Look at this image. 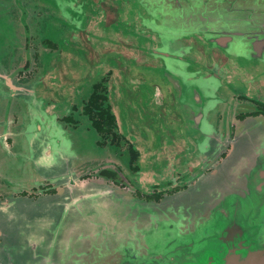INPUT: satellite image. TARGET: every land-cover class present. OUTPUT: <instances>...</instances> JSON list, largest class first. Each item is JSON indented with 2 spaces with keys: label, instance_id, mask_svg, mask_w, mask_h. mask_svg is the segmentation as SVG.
<instances>
[{
  "label": "water",
  "instance_id": "obj_1",
  "mask_svg": "<svg viewBox=\"0 0 264 264\" xmlns=\"http://www.w3.org/2000/svg\"><path fill=\"white\" fill-rule=\"evenodd\" d=\"M152 2L177 27L202 29L229 53L264 56V0ZM0 78L31 105L30 159L58 187L0 201V264H264V137L236 139L216 170L185 190L160 201L127 199L76 175L69 136L35 83L20 85L1 66ZM193 105L206 121L203 103Z\"/></svg>",
  "mask_w": 264,
  "mask_h": 264
},
{
  "label": "flooded vegetation",
  "instance_id": "obj_2",
  "mask_svg": "<svg viewBox=\"0 0 264 264\" xmlns=\"http://www.w3.org/2000/svg\"><path fill=\"white\" fill-rule=\"evenodd\" d=\"M92 1L0 0V34L3 36L0 38V57L8 53L4 49L6 44L15 52V64L0 58L4 73L23 86L41 81L40 54L51 50L58 54L62 52L59 44L49 38L42 39L39 33L41 24L51 15L66 27L63 34L65 39H69L65 41L66 44L75 43V33L89 38L87 32L95 29V23L101 16L109 20L113 13L120 18V8L116 12L113 4L109 5L110 8L102 5L99 7L97 2ZM122 1L120 3L125 7V0ZM143 13L141 8L137 17L142 20V28L127 22L123 24L127 29L125 36L110 38L127 46L132 51V55H129L131 61L137 65L147 63L143 60L150 49L157 56L163 55L164 59L175 54L174 42L169 40L165 47L159 45V38L146 27L145 19L141 18L140 14ZM126 17L124 14L122 20H127ZM161 18L163 23L160 24L163 26L177 27L166 16ZM190 33L191 36L188 34L181 37L187 50L181 51L180 57L185 64L200 71V84L210 99H204V91L198 88L192 89L189 96L183 93V89L177 91L179 99L185 96L180 108L184 113L180 118L185 131L191 133L180 143L183 151L179 150L178 141H174V130L169 135V143V138L164 136L160 149L154 147L151 151L147 148L145 152L139 147V142L134 143L130 136L122 132L109 99L112 70H106L99 79L91 83L86 82L88 91L82 98L78 95L73 96L72 100L70 97L65 98L59 106L53 99L46 100L44 96L38 95L34 86L35 94L43 100V105L56 108L55 118L71 139L70 147L75 154L73 170L81 179L107 185L127 199L160 201L195 184L201 175L214 172L232 152L239 137H264V56L254 55L251 50L239 54L234 47V53H229L221 47L220 41L209 40L207 32L202 29ZM131 34L139 35V38ZM142 36L143 41L155 37L156 45L143 50ZM165 38L170 39L167 36ZM199 43L204 46L202 49H199ZM139 51H144V54H139ZM136 52L137 55H133ZM193 54L197 58L192 57ZM176 61L180 62L179 59ZM170 68L174 76L180 78L185 74L180 69L173 72L174 64ZM112 82L114 80L111 79ZM159 90L157 86L153 88L151 99L161 106L165 104L164 94ZM169 91L173 93L174 87ZM12 94L10 86L0 78V200L53 194L57 191V185L43 177L30 159V148L24 131L32 115L26 102ZM173 95L177 97L176 91ZM195 99L206 107L202 109L206 121L202 116L203 112L194 109ZM202 120L210 127L208 133L205 132L203 122H200ZM197 125L201 126V130H196ZM88 141L92 145V152L87 149L85 151L93 157L79 152V148ZM169 146H172L171 149ZM146 155L148 158L151 155L152 160L147 162V166L143 162L144 168L140 169L137 162ZM180 156L184 158L181 159ZM157 159H160L163 166L148 179L150 174L147 175L146 172L154 168ZM86 166L88 171L83 173L82 169Z\"/></svg>",
  "mask_w": 264,
  "mask_h": 264
},
{
  "label": "rangeland",
  "instance_id": "obj_3",
  "mask_svg": "<svg viewBox=\"0 0 264 264\" xmlns=\"http://www.w3.org/2000/svg\"><path fill=\"white\" fill-rule=\"evenodd\" d=\"M93 1L97 2L99 7L101 5L109 7L110 4H113L116 8V12L117 8H120L121 11L119 13L120 18H118V16L115 17L113 13L109 20L107 17H99L98 21L95 23V29L87 32L89 38H83L79 33H75L77 37L75 43L70 42L69 44H66L65 41L69 40L65 39V35H63L66 27L56 21L55 17L51 15L41 24V28L39 29V33L42 36L41 38H49L51 41L59 44L62 52L58 54V52L55 53V51L52 52L51 50L49 53L43 52L40 54L39 64L41 68V81L37 79L38 82L36 81L37 83L34 84L37 94L44 96L46 100L53 99L54 102H56L55 104L59 106L58 104H60L61 100L65 98L68 99L70 97V100H72L73 96L77 95L79 98H82L88 91L86 90L88 86L86 85V82L91 83L92 81L99 79V76L104 74L106 70H112L113 76L109 79V99L112 101L119 124H121L122 132L130 136L134 143L139 142L141 145L139 147H142L145 152V149L147 148L149 150L151 149V151L154 147L160 149L162 139H165L164 136L169 138L170 133L172 134V130H174V141H178L180 147L179 150L183 151L180 143L191 133L185 131L183 121L180 118L182 113H184L180 108L185 101V96L183 95L181 98L182 100L179 99L177 91H179L180 87L183 88V93H187L188 95L191 90L195 88L204 91L200 84V77L202 76L200 71L194 69L192 65L188 66V64H185L183 62L184 60L180 57L182 56L181 51L184 49L187 50V47L183 45L184 41L181 37L187 36L190 31L188 33L182 27L163 26L160 24L163 23L161 17L168 15H165L162 10H156L155 3H153L152 0H148L150 5L149 8L144 2L141 5L144 6L143 9L148 15L147 20H145L146 27L154 32L159 38L160 46L165 47L167 44L166 42L169 40L174 42L175 54H171V56L164 59L163 55L161 56V54H159V56H157L155 51L150 49L144 57L145 60H143L148 64L143 63L137 65L130 59L132 51L116 39L110 38H117V35L125 36L127 29L123 27V24L127 22L132 24L135 23L138 28H142V20L137 18L139 16L138 12L141 11L140 4L135 0H125L124 2L127 7H124L121 5L122 3H120L123 2L122 0ZM90 5L93 7V3ZM124 14L127 15V20H122ZM144 16L147 17L143 13V17ZM130 33L131 31H129V34ZM190 34L189 36H191ZM0 35V38H2V34ZM133 35L134 34H131V36ZM134 36L139 38V35L135 34ZM165 36L170 39H166ZM154 38L155 37H152V39L149 38L148 41H143L144 36H142L141 42L143 41V50L146 51L147 47H153L156 45L157 41ZM114 41L118 42V44L114 43ZM137 43H140V40H137ZM199 45L201 47H198L199 49L204 47L201 43H199ZM6 46L7 47L4 49L8 50V53L0 58L4 61H10L15 64L13 60V58L15 59V52H12L7 44ZM143 52L144 51H139V54L143 55ZM134 54L137 55V52L133 53V55ZM62 55L63 58H61ZM193 56L197 58L196 55L193 54L192 57ZM177 59L180 60L179 63H177ZM173 64V72L180 69L185 73L182 75V77L185 78H179L178 76H174L173 73L171 74L170 67L173 66ZM165 67H167V69ZM168 78L173 82L172 84L169 83L170 80H168ZM111 79L114 80V83H111ZM156 86L160 89L159 91L164 94V105H157V102H155L154 99H151V91ZM172 87H174L173 93L176 91V98L175 95L169 91L172 90ZM165 91L167 93H164ZM204 93V99H210L208 93L206 91H204ZM37 94L36 96H38ZM26 104L28 111L31 113V105L29 103ZM207 105L209 106L210 103H207ZM35 109L36 106L34 107V110ZM44 114L46 116L50 115L46 113ZM29 126V123L26 124L25 130L28 131ZM28 138H30L29 135ZM69 140L71 141V139ZM169 142L170 138L168 139V143ZM91 147L92 145L88 141L82 148H79V152L85 154V156H92L85 151V149H87L88 152L91 151ZM169 147L171 149L172 146ZM173 148L176 150L175 147ZM180 158L183 159L184 157L180 156ZM151 160V155L149 158L146 155V157L142 156L141 161L137 163L138 166L141 167L140 169H143V162H145L144 164L147 166V162ZM159 160L160 159H157L155 162L154 168L147 170L146 174H150L148 179L153 174H156V172L163 166ZM86 168L87 166L82 169L83 173L88 171Z\"/></svg>",
  "mask_w": 264,
  "mask_h": 264
},
{
  "label": "crops",
  "instance_id": "obj_4",
  "mask_svg": "<svg viewBox=\"0 0 264 264\" xmlns=\"http://www.w3.org/2000/svg\"><path fill=\"white\" fill-rule=\"evenodd\" d=\"M11 91L13 92L12 95L22 98L23 101L27 103L26 98H24V97H22V96H18L16 93H14L13 90H11ZM39 98H40V97H39ZM28 123L31 124V117H30V121H29ZM24 132H25V134H26V130H25ZM26 138H27V137H26ZM27 140H28V138H27ZM28 145H29V148L31 149V146H30V142H29V140H28ZM30 152H31V151H30ZM30 152H29V153H30ZM29 155H30V154H29Z\"/></svg>",
  "mask_w": 264,
  "mask_h": 264
}]
</instances>
